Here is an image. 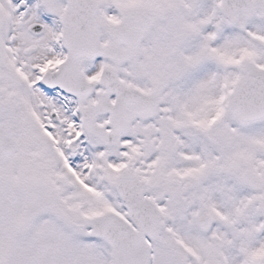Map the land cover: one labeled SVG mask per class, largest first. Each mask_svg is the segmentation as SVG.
<instances>
[{
  "label": "snow or ice",
  "instance_id": "snow-or-ice-1",
  "mask_svg": "<svg viewBox=\"0 0 264 264\" xmlns=\"http://www.w3.org/2000/svg\"><path fill=\"white\" fill-rule=\"evenodd\" d=\"M0 264H264V0H0Z\"/></svg>",
  "mask_w": 264,
  "mask_h": 264
}]
</instances>
